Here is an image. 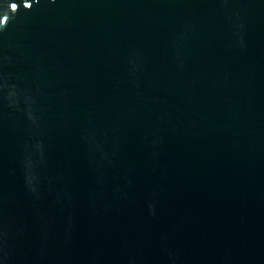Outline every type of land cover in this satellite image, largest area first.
Returning a JSON list of instances; mask_svg holds the SVG:
<instances>
[{
    "label": "water",
    "instance_id": "95a60500",
    "mask_svg": "<svg viewBox=\"0 0 264 264\" xmlns=\"http://www.w3.org/2000/svg\"><path fill=\"white\" fill-rule=\"evenodd\" d=\"M0 264H264V0H0Z\"/></svg>",
    "mask_w": 264,
    "mask_h": 264
},
{
    "label": "snow or ice",
    "instance_id": "6c2138e0",
    "mask_svg": "<svg viewBox=\"0 0 264 264\" xmlns=\"http://www.w3.org/2000/svg\"><path fill=\"white\" fill-rule=\"evenodd\" d=\"M12 7H13V8H15V7H16V5H15V4H12Z\"/></svg>",
    "mask_w": 264,
    "mask_h": 264
}]
</instances>
